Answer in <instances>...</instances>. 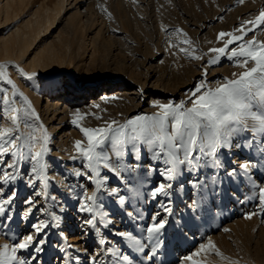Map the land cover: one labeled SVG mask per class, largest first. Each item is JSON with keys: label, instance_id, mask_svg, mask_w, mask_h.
<instances>
[{"label": "rangeland", "instance_id": "rangeland-1", "mask_svg": "<svg viewBox=\"0 0 264 264\" xmlns=\"http://www.w3.org/2000/svg\"><path fill=\"white\" fill-rule=\"evenodd\" d=\"M26 1L29 7L27 6L25 8L24 14H22V19H28V17H30V15L38 8L44 6H49L50 8H54L57 3V0H26ZM235 1L237 3H235ZM244 1L246 3L244 2L243 4H240L238 0H133V1L104 0L99 5L97 4L98 3L97 0H93L92 2L93 7H95L93 13L94 14L93 25H95V29L102 28V33L100 35L101 40H106L107 42L110 41L111 42L110 44H112L114 47L116 46V48L120 50V53L119 56L114 58V62L113 63L111 62L110 65L107 67H100L99 65L86 64V69H85L87 71L86 75L89 78L97 77L106 80L107 78L116 75L117 73L115 69L116 63H118L119 65L124 64L127 67H129L131 70H134L135 73L139 74V76L143 79L146 77L147 74H151L153 70L154 71L156 70L158 75H160L161 77V83L163 85V88L168 90L182 89V91L185 92L187 91L188 94L190 90L193 89L194 86L196 85V83L194 82L195 75H198L197 79L201 81L203 77L204 68H207L208 70V75L205 78L206 82L208 81L218 82V81H222L224 78H233L232 74L234 72L238 73L242 71V69L236 66L234 60H229L227 56H223L220 58L219 63L214 65H209L207 61L209 59L214 58L216 55L215 53H210L209 49L223 46V41L218 40V34L220 32L234 31L238 27V25L239 26L241 25V23L244 20L253 19L256 15L259 14V12L262 9H264V0L263 1L244 0ZM138 4H140L139 7L141 8L140 11L139 8H137ZM249 4H251V6ZM100 6L106 8L107 11L102 10V7ZM160 7H162L163 10H161ZM164 7L165 8L167 7L168 9L166 8L167 10H165ZM225 7L227 10L226 9L224 10ZM159 10H161L162 12ZM108 13H111V17H109ZM243 15L245 16V18H243L244 17ZM218 17L220 18L219 20ZM64 18H65V14L60 17L62 23L64 22L63 21ZM221 19L222 21H220ZM17 21L18 19L15 21H10L9 23H5V24L3 23L0 26V38L5 34H7L11 30V27L17 23ZM205 26L206 27L210 26L211 32H209L206 35V37L200 38L198 33ZM62 27L63 25L61 26V28ZM177 29H182L183 33H187V38L193 42L191 46L181 43V41L185 39V37L183 36L182 33H178L176 31ZM251 35L252 33H249L247 38L245 37V39H249V37L251 38L252 37ZM256 35H257L256 37H258L256 39L264 40V31L257 29ZM64 36L66 37L65 32H63V37ZM121 38H123L124 40ZM224 39L227 40L228 37H225ZM170 44L178 45V47L170 48ZM236 46H237L236 44H233L230 45L229 48L231 49ZM179 47H186V48L194 47L196 49V54L202 55L204 58L202 60L190 59L187 56H185L184 53L179 51ZM86 51L88 53L87 55L85 54L86 55L85 60H88L89 62L90 56L92 55L93 52V48L90 43L87 44ZM15 60L16 59L13 58L12 59L0 58V62L8 65L7 68L8 75L16 83L19 90L22 87L23 90H26L27 92L30 91L29 93H31L32 95H36V94L38 95L39 92L40 93L44 92V96L46 95L48 96L52 88L59 85L62 91L60 93L61 98L67 97L66 93L69 92V89H64V86L66 85L65 82L68 81L69 77L74 76V73L69 67V65H66V67L61 69V71L59 72H55L52 75L45 76L43 73H39L35 70L32 71L29 68V66H27L26 62L16 63ZM161 61L163 62L161 63ZM226 63L229 64L228 68H225ZM16 66H19V68H23L24 71L29 74L35 72L36 75L31 80H28L26 77H22L20 75V73L17 71ZM153 66H154L153 70L148 69V68H152ZM230 66H232L233 68L232 67L230 68ZM58 81L60 84L58 83ZM4 87H7L9 92L11 91L10 86L6 85L4 82H0V88H4ZM213 87H215V85ZM170 94L171 93H168V95L157 97L158 99L157 102L159 103L179 102L181 100H187L188 97V95L182 98L178 96L172 97L169 96ZM15 99L16 101L19 100L18 101L19 104L21 103V105H23L22 103L23 100L20 99V97L19 98L16 97ZM112 102H114L115 104ZM127 102L129 101L123 98H117L114 99L113 101L112 100L111 101L109 100V102L105 101L103 104H100L101 106L98 105L99 108L97 106H96L97 108L92 107L90 103H85L81 105V107H85L88 111H89L88 107L90 106L93 109L90 107V110H92L90 111V113L85 108L82 109L83 111L82 110L78 111L82 117L79 120V124L81 127H87L88 125V128H95L102 126L105 121H110L114 119L119 121L120 123H124L126 120L134 118L137 115H144V114L151 115L152 113L158 111L157 109L156 111L140 110L129 113L128 111L129 108H133V106L129 104L130 102L129 103ZM188 103L190 105V101ZM102 105L104 106V108ZM2 109H3V105L2 103H0V116H2L3 114ZM71 115L74 118V112L71 113ZM71 115H70V121L72 122L73 118L71 117ZM97 117H101V119H97ZM6 120L7 119L2 120L0 122L4 124ZM35 124L36 126L39 125L37 121L35 122ZM71 127H72L71 130H74L75 133H78L80 134V136L85 138L83 133L80 131L79 127H77L74 124H71ZM22 128L23 127L21 126V131ZM51 145L52 144L49 142L48 147L50 148V152H49L50 159L53 156L51 161L55 165H57L56 167L59 168L58 169L59 172H61L63 177H65L64 179L69 181L68 184L70 186L72 185L75 193H77V195H81L80 193H82L83 190L86 189L85 186L87 187L89 184L87 183V180L85 178L76 177L74 175V172L76 170H83L82 169L83 161L82 160L80 161V159L78 158L77 159L79 161L77 159H75L76 161L74 160L70 161L73 156L78 155L76 152H73L72 154L71 151L70 152L68 151L69 153L68 154L67 152L62 151L60 153L59 151H57V148H54V146L52 145L53 146L52 147ZM241 154L250 155L248 152H242ZM67 157H71V158H67ZM253 158L254 161L257 159L256 157ZM221 160L222 163L225 164L223 165V167H220L219 169H223V168L225 169L226 167L228 169L231 164H230V158L228 152L226 150H221ZM67 161L70 164H68ZM127 162L128 164L133 163L132 158L130 156L125 157L124 159L125 166L128 165ZM137 163H139L140 165L139 168H141V163L147 166L149 163V154L146 151L142 150V152L140 153V160L137 161ZM28 166L29 165L27 163H24L21 167L18 178L9 184L3 185L2 190H0V199L8 197L11 192H15V198L12 204L5 205L6 213L8 216L11 217V219L5 220L3 217H0V244H3L5 242L11 243L12 239H10V237L23 238L29 234H33L35 232L33 225L39 223L40 221H44V219H46L45 221L48 222L49 226L46 229H44L43 232L36 234L35 237L37 240L43 238L45 241V243L41 245L43 250L40 253L35 254L37 255V259L32 261V264H39L42 257H45L46 261L53 260L55 257L58 256V254L61 255L62 257H66V253L68 252H66V249L64 247L58 246L61 241V237H59V235L56 232L54 233L53 230L51 229L53 225L51 221H54L55 224L56 221L52 219L53 218L52 216H49L48 218H44L45 217L44 214L41 213V210H38V209H42L40 204L36 206L37 208L36 207L33 208L30 214H28L27 216L24 215L26 210L29 208V205L26 203V201L30 199L31 195H34V193L39 190V188L30 187L26 182L27 180L26 173H28V168H29ZM68 166L71 168H69ZM261 167L264 168V162H261ZM139 168H137V170L135 171V173L138 172L137 173L138 180L136 178L137 176L133 175L135 174L133 173L134 171H122L121 176L117 177L113 173H109L107 172V170L102 169L103 172L101 174L107 175L108 180L106 181L105 184L106 186L105 190L102 189L101 192L98 193L97 203L100 205L99 210L101 213H103V215L102 216L98 215V218L100 217V219H98L97 221L99 220L100 221L98 222L97 226L98 228L100 227L99 228L100 235L106 237L108 241L110 240L109 241L110 243L106 244V247L108 248L111 247L113 250L121 249L125 253H129L133 258L134 264H193V262H196V264H231V261H239V264H264V218H263L264 212L260 211L258 202L254 198H252L253 188L251 184L247 181L246 177H244L243 175L241 177L239 171L238 173L240 175H238L237 173L235 177H232L227 174L231 168H229V170H225V171L223 170L224 172H220V173L217 172L218 170L217 168H211V167H207V168L205 167L204 168L205 170L201 168V170L195 173H189L187 171L185 172L183 171L182 172L183 174L181 173L182 175H179L178 176L179 178L177 177L176 179L177 182L175 185V191H177L176 192L177 202L172 209L170 208L171 209L170 215H173V213H175V215H173V219L176 217V219L180 221V223L179 222L176 223L177 220L175 219V225L178 226L179 229L182 232H184V234H186L185 238L177 237V235L173 233L174 232L173 230H176V228L173 225V223L171 225L170 221L172 220L169 219L168 224H166L165 226V228L168 230L164 228L162 230V234L159 237L161 243H163L161 244L162 247L159 245V247L156 250V254L153 256L152 260H146L144 253L135 252V250L131 247V242L126 241L119 236L116 237L113 233L118 231H128V232H132L138 238H142L145 235L144 229H146L152 222L151 217L155 214V212H157L158 210V212L162 214L164 213L163 212L164 207L169 208L172 205L170 203L171 196L168 197L158 196L155 199H153L150 195L151 191L156 187L155 186L156 181L161 180V177L157 173L148 174V168L147 169H139ZM140 170L142 172L144 171V173L140 172ZM203 170L205 172L208 171L206 173L207 175L204 174ZM215 170L216 172H214ZM139 172L144 174V176L145 175L146 176L145 177L139 176L141 175ZM66 173H68V175ZM128 176L130 178H126ZM131 177H133L134 180H132ZM191 177H194L193 180ZM195 179L201 181L202 184H200L201 183L200 182L199 183L200 185L193 186L194 187L193 190V188L190 187L191 184L189 183V181L190 180L196 181ZM203 184L204 186H206L205 189L207 192L205 191V189L202 188ZM201 185L202 187H200ZM109 186H119V190L122 191L119 192V196H123L125 198L123 203L120 202L119 196L110 195L106 191V189H108ZM241 186L243 188L244 186L245 188L247 187L246 190L245 188L242 189ZM56 187H57L56 184H53L52 181H49V187L47 189V197H46L47 199L46 202L49 204V206L47 204L48 212L55 213L56 216H59L61 218L59 225L62 226L63 230L67 233H70L71 231H74V229L77 228H79V230L85 229L86 231L83 232V237H84V235L88 233L87 232L88 228L91 226L87 227L88 225L84 223V221L88 219L90 215L88 213H81L78 211V207L80 205V202H82V198L81 199L75 198L74 200V197H70L68 195H66L67 196L66 197L63 194H61L59 192L60 189ZM199 188H202V190L201 189L199 190ZM221 188L224 189L222 190ZM209 189H212V191ZM225 189H227V191ZM199 193H203L204 198L205 197L210 198V200L207 198L205 199L208 201L209 205L213 209L212 215H214V218L213 216L209 218L211 222L209 220L207 221L203 220L202 222V220L200 219L201 222L198 221L200 224H197L198 222H196L193 219L192 214L196 213L199 215L200 213V206H199L200 204L198 202V200H200L199 198L200 195L198 197ZM178 195L180 197H178ZM219 195L223 197H220ZM211 197H213L215 200L212 199ZM194 199L196 200V202L194 201ZM55 200L58 203L55 202ZM180 200L182 202H180ZM187 201L190 203L189 206ZM218 201H220L219 205H218ZM63 202L65 205L61 204ZM192 202H195V206H193ZM161 204H163V207L161 206ZM191 209L195 211L193 212ZM185 212H187L188 214ZM252 212H256L257 215H254L250 220L246 219L245 218L246 215ZM129 213H131V215H129ZM164 214L169 215L168 212L167 213L165 212ZM186 215L187 217H185ZM190 215L192 216L191 218ZM258 215H259V219H258ZM180 216L182 217L181 219ZM187 218L190 219L188 220ZM185 219H187L188 222H185L187 221ZM107 220H111L112 224H109L107 227H104L103 222ZM119 220L120 222H118ZM125 222L126 224H124ZM181 224L183 227L180 226ZM170 226H174V228ZM224 229H228L229 231L226 232L224 231ZM5 233H7V235H5ZM86 237L87 236L84 237L85 241L84 240L81 241V244L86 245L88 243L86 241ZM115 237L119 239V241L118 240L115 241L117 243L112 245L113 243L112 240L116 239ZM208 239H211L215 243L217 248L220 250V252H222L225 256L229 257V260H222L219 256L215 255V253L211 249L207 251H201L200 245L206 244ZM120 240L124 241V242L122 241L124 245V246L121 245L122 247L119 246L121 244ZM169 241L171 243V244L169 243L171 246L166 248V245H168ZM50 244L51 245L55 244L56 246L53 247V245L51 246ZM163 246H165V248ZM95 247H93L91 251L93 252V254L95 253ZM160 247L162 248V250ZM30 251L31 250L26 252H21L20 255L24 257H28ZM147 252L148 249H145V253ZM197 252H199V255H194L192 261H187V262L184 261L183 259L184 257L192 255L193 253H197ZM90 255L86 254L85 252H81L80 257H85V258L87 257L89 259L88 256Z\"/></svg>", "mask_w": 264, "mask_h": 264}, {"label": "snow or ice", "instance_id": "snow-or-ice-1", "mask_svg": "<svg viewBox=\"0 0 264 264\" xmlns=\"http://www.w3.org/2000/svg\"><path fill=\"white\" fill-rule=\"evenodd\" d=\"M238 2L243 4L244 0ZM100 7L107 11L103 6ZM108 15L111 17V13ZM262 26H264V9L253 19L244 20L234 31L220 32L218 40L223 41V46L209 49L210 53L216 55L207 63L217 64L221 57L227 56L229 60H234L242 71L234 72L233 78H224L218 81L215 87H211L205 79L208 70L204 68L201 81L190 90L187 100L154 102L152 106L158 111L151 115H137L124 123L113 119L95 128L81 127L79 125L81 114L74 113L72 124L79 127L86 138V141L76 140L74 144L78 155L73 156L72 159L79 158L83 161V170H76L74 175L85 178L94 186L90 195L87 189L81 193L82 202L78 211L90 214L84 221L85 224L99 233L97 216H102L103 213L100 212V205L97 203L98 193L105 189L108 180L107 175L101 174L102 169L117 177L121 176L122 171H136L140 167L137 161L140 160L142 150L149 154L148 174L157 173L161 177L160 182L150 193L153 199L158 196H170L172 182L183 171L195 173L204 167H223L221 150H226L234 157L242 152H248L250 155L247 158L232 161L236 167L231 168L227 174L235 177L239 171L246 177L253 188L252 198L258 202L260 211L264 212V168L261 167V162H264V40L256 39L257 29L264 31ZM176 31L185 37L181 41L182 44L192 45L193 42L187 38V33H183L182 29ZM249 33H252V37L245 39ZM225 37L228 39L225 40ZM233 44L237 46L230 49L229 46ZM171 47L178 45L170 44ZM179 51L193 60L204 58L196 54L194 47H179ZM16 67L20 75L28 80L36 75L35 72L29 74L23 68ZM7 68V64H0V82L11 87V92L7 87L0 88V103L3 105L0 121L4 119L10 121V126L0 122V190L3 185L15 181L22 165L27 163L29 168L26 182L30 187L39 188L33 198L26 201L29 208L24 215L27 216L36 207L35 197H47L50 177L49 165L45 157L50 152L48 147L50 138L42 124L35 125V121L40 119L39 115L32 108L28 97L9 77ZM16 97L23 100L21 107L16 106ZM22 124L28 131H21ZM126 156H130L133 161L127 166L124 165ZM253 157L257 159L254 161ZM189 183L196 186L199 181L190 180ZM106 191L110 195L119 196V190L116 188ZM14 198L15 192H11L8 197L0 199V217L5 220L11 219L6 213L5 205H11ZM124 199L123 196H119L121 203ZM161 206L163 207V204ZM164 211L171 213L168 207H164ZM48 214L59 227L61 218L52 212ZM254 215L257 213H249L245 218L250 220ZM158 216H160L159 212L151 217L152 222L144 229L145 235L142 238L128 231H118L113 234L131 242L135 252L144 253L146 260H152L161 243L159 237L162 230L168 223L163 217L157 220ZM103 223L104 227H107L112 221L107 220ZM48 226L47 221H40L33 225L35 230L33 234L23 238L10 237L11 243L0 244V264H32V261L37 259L35 254L43 250L41 245L45 243L43 238L37 240L36 234L43 232ZM224 231L229 230L224 229ZM100 243L109 244V241L102 237ZM75 247L68 245V248ZM145 249H148L147 253ZM209 249L222 260H229V257L220 252L211 239H208L206 244L200 245L201 251ZM29 250L31 251L28 257L20 255L21 252ZM105 251L115 258L112 264H134L131 255L121 249L113 250L109 247ZM100 255L92 254L89 257L90 264H107L101 260ZM194 255H199V252L183 259L186 262L192 261ZM79 262V256L66 253V264H79ZM231 264H239V261H231Z\"/></svg>", "mask_w": 264, "mask_h": 264}, {"label": "bare ground", "instance_id": "bare-ground-1", "mask_svg": "<svg viewBox=\"0 0 264 264\" xmlns=\"http://www.w3.org/2000/svg\"><path fill=\"white\" fill-rule=\"evenodd\" d=\"M102 1H104V0H97V2H98L97 4L100 5ZM130 1H133V0H130ZM92 2H93V0H87V1L86 0H57V3H56L54 8H50L49 6H44V7L38 8L37 10H35L30 15V17H28V19H22V14H24V10L28 6L26 0H0V26L3 23L4 24L9 23L10 21H15L18 19L17 23L11 27V30L7 34H5L4 36H2L0 38V58H3V59H12L13 58V59H16L15 60L16 63L26 62L27 66H29V68L32 71L35 70L39 73H43L45 76L52 75L55 72L61 71V69L65 68L66 65H69V67L71 68V70L74 73V76L69 77L68 81L65 82L66 85L64 86V89H69V92L66 93L67 97H64V98H61L60 93L62 91H61V89H60L61 87L59 85L52 88V90L50 91V94H48V96L47 95L44 96V92H42V93L39 92L40 94L38 93V95L37 94L32 95L31 93H29L30 91L27 92L26 90H23L22 87L20 88V91L23 92L24 95L28 97L29 101L31 102L32 108H34L36 113L39 115L40 119L37 122L39 123V125L42 124L43 127L47 130V134L50 138L49 142L54 146V148H57V151H59L60 153L62 151H65L67 153H68V151L69 152L71 151L73 154V152H76L75 147H74L75 141L76 140L86 141V138H83L82 136H80V134L75 133L74 130H71L72 129V127H71L72 122L70 121L71 113H73V112L75 113V112H78V111L84 109L85 107H81V105H83L85 103H90V105L92 107H96L97 105L103 104L105 101L109 102V100L113 101L114 99H117V98H123V99L129 101L130 103L129 102H127V103H129L133 106V108H129V110H128L129 113L133 112V111H140V110H143V111L144 110L145 111H148V110L154 111L155 110L156 111V108H154L152 105L154 102L158 101L157 97L168 95V93H171L169 96H172V97L178 96L181 98L188 95V92L182 91V89L168 90V89L163 88L160 75H158L156 70L155 71L153 70L154 66L152 68H148L149 70H153V71L151 74H147L144 79L141 78L139 76V74H136L134 70H131L126 65H124V64L119 65L118 63H116V68H115L117 71L116 75L111 76V77L107 78L106 80L100 79L97 77L89 78L86 75V73H87V71L85 70L86 64L99 65L100 67H107L110 65L111 62L112 63L114 62V58L119 56V53H120V50L118 48H116V46L114 47L112 44H110L111 43L110 41L107 42L106 40H101L100 35L102 33V28H100V29L96 28L95 29V25H93V23H94V16H93L94 14L93 13H94L95 7H93ZM235 3H237V2L235 1ZM249 5L251 6V4H249ZM139 7H140V4H138L137 8H139ZM236 7H237V5H236ZM255 7H257V6H255ZM160 8H161V10H163L162 7H160ZM166 8H165V10L168 9V8L167 9ZM140 9L141 8H139V11H140ZM225 9H226V7L224 8V10ZM161 10H159V11H161ZM249 11H250V9H249ZM163 13H165V12H163ZM243 13H246V12H243ZM64 14H65V18L63 20L64 22L62 23L60 20V17ZM253 14H254V12H253ZM223 16H225V15H223ZM213 18H215V17H213ZM216 18H217V16H216ZM243 18H245V16ZM248 18H249V15H248ZM219 19L220 18L218 17V20ZM246 19H247V17H246ZM220 21H222V19ZM220 21H218V22H220ZM62 25H63V27L61 28ZM236 25H238V24H236ZM205 27L202 28V30L198 33L200 38L206 37V35L209 32H211L210 26H207L206 28ZM238 27H239V25H238ZM63 32L66 33V37L65 36L63 37ZM258 36H260V35H258ZM256 38H258V37H256ZM121 39H123V38H121ZM88 43H90L92 45V48H93V52H92V55L90 56L89 62H88V60H85V58H86L85 56L88 53L86 51ZM135 62H136V60H135ZM221 63H223V62H221ZM0 64H3V63L0 62ZM226 64H225V68H228L229 64L228 63H226ZM231 67L232 66H230V68ZM197 77H198V75H195V78H194V82L196 84L198 82H200L197 79ZM58 83H59V81H58ZM207 84L209 86L213 87L214 85L217 84V82L216 81L215 82H213V81L209 82L208 81ZM18 101H16L17 102L16 106L21 107L22 105H21V103L19 104ZM114 102H112V103H114ZM123 102H124V100H123ZM90 107H88L89 111L85 108L89 113H90V111H92V110H90ZM103 108H104V106H103ZM101 110H102V108H101ZM71 117L73 118L72 115H71ZM6 121L4 122V125L10 126V121H8V120H6ZM81 123H82V121H81ZM82 125H85V124H82ZM21 126L23 127L22 131H24V132L28 131V129L24 128L23 124ZM87 127H88V125H87ZM75 129H76V127H75ZM228 155H229L230 164H231L229 166V168L236 167V164L232 163L233 160L240 161V160L245 159L249 156L247 154L246 155L240 154L239 156L234 157L231 153H228ZM52 158H53V156H52ZM52 158L50 159L49 154L45 157V160H46L47 164L49 165V167H48V175L50 177L49 181H52L53 184H56L57 185L56 188H59L60 189L59 192L61 194H63L64 196L68 195L70 197H74V200H75V198L81 199V195H77V193H75L72 185L70 186L68 184L69 181L64 179L65 177H63L61 172H59V170H58L59 168L56 167L57 165H55L51 161ZM67 158H71V157H67ZM68 160H70V159H68ZM73 160L76 161L75 159H72V158L70 161H73ZM80 161H81V159H80ZM67 163H68V161H67ZM68 164H70V163H68ZM127 164H128V162H127ZM69 168H71V167H69ZM229 168L228 169H227V167L225 169L224 168L223 169L217 168L218 169L217 172L218 173L224 172L225 170H229ZM139 169H147V166H145V164L141 163V168H139ZM140 172H142V171L140 170ZM207 172L208 171H206V172L204 171V174H206ZM212 172H213V170H212ZM214 172H216V170ZM133 173H135V171ZM137 173H135L133 175L134 176L136 175L137 176L136 178L138 180ZM142 173H144V171ZM142 173H140L141 175H139V176L145 177L146 175L144 176V174H142ZM66 174L68 175V173H66ZM182 174H180V175H182ZM238 175H240V174L238 173ZM130 176H132V175H130ZM241 177H242V175H241ZM126 178H130V177L128 176ZM131 178H132V180H134L133 177H131ZM140 178H139V180H140ZM191 178L193 180L194 177H191ZM197 178H198V175H197ZM203 178H205V177H203ZM203 180H205V179H203ZM130 181H131V179H130ZM159 182H160V180L156 181L155 186H157V184ZM176 182H177L176 180L172 182L173 186L169 190L170 196H171V198H170L171 202L170 201L169 202L172 204L169 208H171V209L175 206V204L177 202V193H176L177 191H175ZM200 182L201 181H199V183ZM87 183L89 185L87 187L85 186V188L87 189V191L90 195L92 193V191L94 190V186L88 180H87ZM245 183H246V181H245ZM200 184H202V182ZM200 184H198V185H200ZM115 185H116V183H115ZM205 185H207V184H205ZM223 186H224V184H223ZM178 187H180V186H178ZM190 187H192L194 190V187L192 184ZM200 187H202V185ZM205 187L206 186H204V184H203L202 188L205 189ZM112 188H116L119 190V186H109L108 187V189H112ZM202 188H199V190L200 189L202 190ZM244 188H245V186H244ZM244 188L242 187V189H244ZM246 188H245V190H246ZM221 189L223 190L224 188H221ZM227 189H225V190L227 191ZM103 190H105V189H103ZM209 190L212 191V189H209ZM120 191L121 190H119V192ZM205 191H206V189H205ZM195 192H197V191H195ZM206 192H205V194H206ZM219 192H220V190H219ZM184 193H185V191H184ZM194 193H193V195H194ZM199 195H200V197H199ZM222 195H224V194H222ZM33 196L34 195H31L30 199L33 198ZM56 196H58V195H56ZM178 197H180V196L178 195ZM198 197L200 198V200H198V202L200 204L199 205L200 206V213H199V215L194 213L198 216L192 214L193 219L196 222L200 221V219L202 220V222H203V220L204 221H207V220L210 221L209 218L211 216H213V218H214V215H212L213 209L209 205L208 201L205 199L207 197H205V198L203 197V193H199ZM220 197H223V196H220ZM211 198L214 199L213 197H211ZM207 199L210 200V198H207ZM46 200L47 199L44 196H37V197H35V201H34L36 203V206L40 204V206L42 207L43 210H41V213L44 214V216H45L44 218H48L50 216L48 214L49 213L47 210V204L48 203L46 202ZM217 200H218V198H217ZM223 200H224V198H223ZM194 201L196 202L195 199H194ZM55 202H57V201L55 200ZM61 202H62V200H61ZM64 202L61 204L65 205ZM180 202H182V201L180 200ZM219 202L220 201H218V205H219ZM59 203H60V201H59ZM189 204L190 203L188 202V206H189ZM48 206H49V204H48ZM157 206H158V204H157ZM62 208H64V207H62ZM189 208H191V207H189ZM256 208H257V206H256ZM217 209H218V207H217ZM221 209H222V207H221ZM160 211H161V209H160ZM157 212H158V210H157ZM157 212H155V214ZM163 212L165 213V211H163ZM164 213H162V214L160 213V216H158L157 219L159 220L161 217L167 219V221L169 219H171L172 220V221H170L171 225L173 223V225L176 228V230H173L174 231L173 233L176 234L177 237L185 238L186 234H184V232H182L179 229V227L175 225L176 217L174 216L175 218L173 219V215H175V213H173V215H170V214L165 215ZM182 213H184V212H182ZM185 213H187V212H185ZM215 213H216V211H215ZM215 213H213V214H215ZM179 215H181V214H179ZM182 216H184V215H182ZM192 216L190 215V218ZM185 217H187V215ZM181 218L182 217L180 216V219ZM263 218H264V216H263ZM98 219H100V217L98 218V216H97V220ZM187 219H185V220H187ZM258 219H259V215H258ZM45 220L46 219H44V221ZM188 220L185 222H188ZM66 222H67V220H66ZM118 222H120V220ZM177 222L180 223V221H178V220L176 221V223ZM51 223H53L52 228H51L53 230V232L54 233L56 232L59 235V237H61V241H60L58 246L64 247L66 249V252L71 253L72 256H79V258H80L79 264H90L89 259L87 257L86 258L80 257V254H81V252H85L86 254L92 255L93 252H91V251H92L93 247H95V246L96 247H95V253L94 254H98V255L102 254V255H100L101 260L107 262V264H112V262L115 261V258L111 257L110 253L105 251V249L108 248V247H106V244L100 243V239L102 237L103 238H106V237L100 235V231H99V233H97L95 229H93L92 227H89L90 225L87 226V227H89L88 231H87L88 233H86V235H84V237L87 236L86 241L88 243L86 245L85 244L83 245V244H81V241L84 240L83 232L86 231L85 229L79 230V228H77V229H74V231L67 233L63 230L62 226L59 225V227H57L54 221H51ZM75 223H76V221H75ZM124 224H126V222ZM197 224H200V223L198 222ZM66 225H68V224H66ZM174 226H170V227L174 228ZM180 226H182V224ZM182 227H180V228H182ZM262 228H263V226H262ZM166 230H168V229H166ZM50 232H51V230H50ZM61 233H63V235H61ZM170 235H171V233H170ZM174 236H172V237H174ZM117 240L119 241V239H117V238L112 240L113 241L112 245L117 243V242H115ZM122 241L123 240H120L121 244L119 246L123 245L124 241L123 242ZM170 241L168 242V245H166V248L171 246ZM173 241H175V240H173ZM173 241H172V243H173ZM181 241H182V239H181ZM161 244H163V243H160V246H161ZM52 245H53V247L56 246L55 244H52ZM68 245H75L76 247L75 248H68ZM163 247L165 248V246H163ZM161 250H162V248H161ZM126 254H129V253H126ZM90 256H88V257H90ZM36 257H37V255H36ZM68 259L70 260V257H68ZM39 264H66V257H62L61 255L58 254V256L55 257L53 260H47V261L45 260V257H42Z\"/></svg>", "mask_w": 264, "mask_h": 264}]
</instances>
